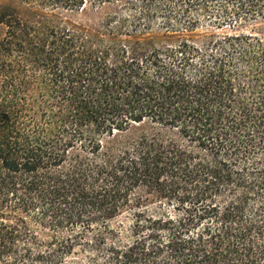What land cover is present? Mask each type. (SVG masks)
Returning <instances> with one entry per match:
<instances>
[{
  "label": "trees",
  "instance_id": "1",
  "mask_svg": "<svg viewBox=\"0 0 264 264\" xmlns=\"http://www.w3.org/2000/svg\"><path fill=\"white\" fill-rule=\"evenodd\" d=\"M23 1L0 264H264V0Z\"/></svg>",
  "mask_w": 264,
  "mask_h": 264
},
{
  "label": "rangeland",
  "instance_id": "2",
  "mask_svg": "<svg viewBox=\"0 0 264 264\" xmlns=\"http://www.w3.org/2000/svg\"><path fill=\"white\" fill-rule=\"evenodd\" d=\"M38 13H46L23 0H0V16L4 20L0 23V39H2L7 30V22L10 18H34ZM76 19L85 20V16L81 15Z\"/></svg>",
  "mask_w": 264,
  "mask_h": 264
}]
</instances>
